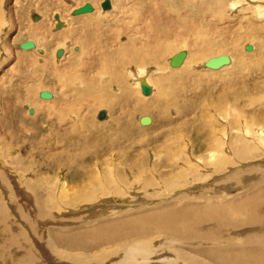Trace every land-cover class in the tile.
<instances>
[{
	"label": "bare ground",
	"instance_id": "bare-ground-1",
	"mask_svg": "<svg viewBox=\"0 0 264 264\" xmlns=\"http://www.w3.org/2000/svg\"><path fill=\"white\" fill-rule=\"evenodd\" d=\"M86 1L96 3L99 0ZM107 1L109 7L102 9L103 13L111 9V1ZM237 2L239 3L238 0L231 2L229 0H122L120 3L115 2L117 17L112 22L99 16L90 3H88L91 6L90 11L79 13L81 15L71 17L68 21L62 22L58 15L60 26L56 27L57 31L51 36L45 30L46 34L40 35L41 44L42 48L47 50L52 43L61 46L64 42L71 41L68 36L75 38L73 43L77 44L78 49H75L77 51L73 54L75 56L69 60V70H66L68 66L65 68L67 64L50 62L47 58L48 54H41L43 59L38 63L37 59L41 55L36 53V49L41 52L43 49L38 48L36 35L28 34L34 38L35 45L31 40H27L32 42V47L21 48L19 54L24 58L17 57L18 64L21 63L17 72L23 73L20 67L26 65V61L30 60L29 67L37 62L40 65L38 68L33 66L31 77H37L42 82L46 78L43 80L42 75V78L39 75L49 73V78L55 76L62 87H65L64 93L70 91V95L73 94L72 101L76 97L85 98L86 101L92 102L90 103L93 107L95 102H98L102 110L97 112L96 122L101 128L98 129L92 124V113L85 121L82 122V118L78 120L81 123L67 118L69 125L66 126L63 134L50 135L59 142V145H52L53 147L50 143L49 147H56L55 152L45 154L46 152L38 147L48 160L51 159L50 161L46 159L37 161L33 165H30L31 162L25 165L26 162L23 163L18 157H9V166L13 167V173L15 172V177L18 178L16 181H11L7 176V171L11 170L0 166V180L6 187L4 192L8 201L12 203L14 211L17 212L14 216L6 208L0 192V264H46L47 259L43 255L45 253L38 252L40 248L46 250L45 252L50 250L49 257L55 261L50 264H100L111 255L115 258L108 264H264V179L258 180L256 174L248 178L249 175L239 173L247 182L254 181L243 191L223 199L226 195L224 196L222 192L230 191L232 185L236 186L239 175L237 171L224 176L218 174L224 161L230 163L226 154L222 153L221 156L226 155L227 160L219 158L217 154V151H222L217 145L220 142L216 141V144L213 142L220 149L214 144L211 145L214 148L206 146L210 148V150L206 149L209 154L207 152L199 155L200 161H196L197 164L190 163L187 155H184L188 144L186 138L191 137L194 131L201 137L208 132L207 130H212L211 136L216 131L213 127V116L210 118L209 112L207 113L210 119L207 118L209 120L206 122H202V117L198 122L200 116L198 114V117L194 118L197 122L193 118L190 119L189 113H193L200 103V99H195V95L200 92H194L190 88L191 84H202L206 82L203 76L213 75V78L219 79L222 84L237 85L236 78L244 79L243 83H245V79H252L256 70L262 73L264 68L263 61L260 60L264 56V36L259 39L252 52H250L253 49L251 45L241 49L237 44L233 47L229 46L232 41H226L230 34L227 25L234 26L243 22L240 15L233 18L226 16L227 4H231L233 9ZM254 4H257L256 1ZM259 4H264V0ZM128 8L134 10L130 11ZM127 10L130 11L129 14ZM125 16L127 18H124ZM2 20L3 10H0V27L5 23ZM33 20L38 21L39 17L35 16ZM78 24L81 28L77 32H72L70 28L75 30L74 27L79 26ZM5 33L0 42L2 43L0 49L4 55L9 49L6 46L13 45L7 38L5 39ZM121 36L124 37L123 41ZM241 36L249 37V29H245ZM236 37L235 34L230 40H235ZM96 44H99L98 48ZM57 51L58 49L56 57L60 58L61 53L58 54ZM180 51L184 54L179 65H169L171 56ZM219 54L227 56V64L217 69L203 65L209 57ZM66 58L68 61V57ZM66 61L62 62L67 63ZM130 66H133V70ZM149 67L153 68L148 69ZM14 71L16 72V69ZM10 76L13 77L11 74ZM141 80L149 87L146 94L140 90ZM29 85L26 83L22 87L31 90V94L38 90L32 92L33 87L36 86L30 83ZM262 85L264 90V84ZM253 87L248 88L252 91L255 89ZM256 87L259 88L260 85ZM41 90L45 89L38 90L37 96ZM135 90L145 99L136 98ZM49 92L50 98H37L34 94L32 96H35L33 99L36 98L37 101L41 99L51 102L56 99L57 105L49 103L45 106L44 103L45 107L41 110V106L36 108L34 103V110L30 111L27 103L25 108L29 113L32 112V115L38 110V113L40 110L43 111L42 113L45 112L46 116L53 112L55 119L61 122V119L66 118L65 111L58 105L61 98H58L55 91ZM229 92L224 93L229 94ZM32 96L28 98L31 99ZM216 97L214 101L216 105H221V102L225 101H222L223 98L225 99L223 96ZM235 97H230L229 105H237ZM249 98L248 104L251 107L260 100L258 97ZM32 100L28 99L31 102L29 104L34 102ZM79 103H83L82 100ZM85 103L83 108L81 105L79 108L86 109L85 105L89 102ZM238 106L235 107L239 108ZM225 108L227 107L224 104V110ZM222 109L219 108L220 111ZM214 110V114L218 113L216 109ZM85 112L89 113L88 109ZM222 113L225 114L224 111ZM258 113L260 117L264 114V110L261 109ZM137 114L149 118V122L141 126L143 125V128L151 126V129H142L141 133L135 129L133 119ZM81 115L79 116H84ZM239 116L241 117V114ZM234 117L231 115L232 119ZM224 118L227 119L226 116ZM237 118L225 119L229 121L227 124L230 125L231 128L228 127L230 130L237 128L235 127ZM262 120L261 118L258 122L262 125L258 136L264 147ZM194 122L196 125L193 131L189 129L191 127L189 124ZM245 123L247 125V122ZM237 125L241 124L237 123ZM246 125L244 124L242 130ZM251 125L255 126L253 123ZM200 126L204 128L207 126V129L201 130ZM249 126L247 129H252ZM247 129L244 131L246 132ZM157 130L156 136L148 134L146 138L141 139L143 131L151 133ZM242 130L240 128L239 132ZM233 132L230 134L228 130L229 138L226 137L227 132L222 135L228 139V147L233 157L242 162L248 159L249 152L246 142L238 135V131ZM251 132L249 131V134ZM171 135L174 137L168 138ZM95 138H97L96 142ZM252 138L256 137L252 136ZM135 142L142 144L136 145ZM6 147L3 145L4 149ZM191 150H194V147ZM179 163L181 164L178 165ZM60 166L67 169L65 181L59 180L61 175H58L57 169ZM200 166L201 168L211 166L210 169L205 168L211 173H208L209 175L199 173ZM247 166L250 167L249 172L253 173V166L251 164ZM42 169H45V172H41ZM208 177H214L215 182L211 180L212 182L206 185L204 181ZM70 179L72 181H69ZM198 182L204 183V186L199 184L191 186ZM184 186L185 188H182ZM194 189L198 190L193 191ZM147 190L150 191L145 193ZM173 191L176 197H168ZM207 193H213V196ZM134 201L139 202L137 209H126L130 204L133 205ZM79 203L83 204L82 207L85 206L86 210L96 209L99 215L75 216L78 211L71 210L70 207L75 204L80 205ZM62 206H70L71 214L72 212L74 214L62 217L57 212L61 214ZM109 208L110 210L107 211ZM115 211L121 212L115 215ZM106 212H113V215L104 214ZM59 222L62 225H59ZM26 227L31 233L29 236L26 234ZM154 238L163 239L158 252L151 246ZM102 246L111 248L107 251L105 248V251L101 250L98 254L94 253ZM168 250H174V256L167 253ZM78 251L80 253H77ZM50 260H47V263Z\"/></svg>",
	"mask_w": 264,
	"mask_h": 264
},
{
	"label": "rangeland",
	"instance_id": "rangeland-1",
	"mask_svg": "<svg viewBox=\"0 0 264 264\" xmlns=\"http://www.w3.org/2000/svg\"><path fill=\"white\" fill-rule=\"evenodd\" d=\"M62 1L61 0L60 1L59 0H0V10H3V20L2 21L5 22L4 23L5 25L3 24V25H1L2 27H0V42H2V40L4 38L3 35L7 31L5 33V35H6L5 39L7 38L9 40L8 42H12L13 43V45H11V46H9V45L6 46L9 49L5 52V55L3 54V51L0 49V139H1L0 140V149H1L0 150V166L3 167L4 169L7 168V169L11 170V171H7V176L10 177L11 181H14V180L16 181V180H18V178L15 177V172L13 173V170H12L13 167L9 166V163H8L9 160H10L9 157L16 156V157L19 158V160L21 159V161L23 163L26 162L25 165L30 164V162H31L30 165H33V164H36L37 161H41V160L44 161L46 159L48 160V158L43 154V152H46L45 154H51V151L55 152V148H56V147L52 148L53 147L52 145H56V144L59 145V142H57L56 139L51 138L50 135L51 134H56V133L63 134L64 130L66 129V126L69 125L68 124L69 120L70 121L73 120L76 123H81V121H78V120H81V118H82V122H83L86 119H88L89 114L91 115V113H92V117H91L92 124H94L98 129L101 128V125L96 122V120H97V115L96 114H97L98 111L102 110L101 107H99L98 102H95V107H96V105H98V107H96V108L91 105V103H92L91 101H89V100L86 101L87 99L85 100V98L82 99V98H77L76 97L73 100L74 101L73 102L72 101V99L74 98L72 96L73 94L70 95L71 94L70 91H68V93H64L65 92V89H64L65 87L64 86L62 87V85L58 82V80H57V78L55 76H51V78H49V76H50L49 73H47L48 75L46 73L40 74L39 77H41V75H42L43 80H44V78H46L44 81H42L43 82L42 83V82H40V79H38L37 77H33V76L31 77V73H32L31 69L34 70L33 66H35L37 68L39 67L40 64H38V63L41 62L40 59H43L41 54H43V55L48 54L49 56L47 55V58H49L50 62L56 61L55 63H57L59 65L62 64V63L64 65L67 64L65 66V68L68 66L66 70H69V65H68L70 63L69 60L72 59L75 56L73 54H76V52H77L75 49H78V46H77L76 43H73V41H75V38H72L71 36H68L71 39V41L68 40V41L64 42L61 46H58L57 44L52 43V45L50 47H48L47 50L42 48L43 46L41 44V39H42L41 36L46 34L45 30L49 32L50 36H51V34H54L55 31H57L56 26H55L56 20L53 18L54 15H56V16L59 15L58 17H59V19L62 22L68 21L71 17H74V16L76 17V16L81 15L79 13L78 14H72V11L74 9H76L77 7L83 5L84 3H90L93 6V9L97 10V13H98L99 16L103 17V19L106 20V21L108 19V22H112L117 17L116 16L117 15V10L115 8V2H119L120 3L122 0H120V1L119 0H110L112 6H111L110 10H107L108 12L105 11L106 14L102 12L103 10L100 7V3L103 0H99L96 3H92V2H89V1H86V0H74V1L73 0H62ZM126 1H128V0H126ZM231 1H237V0H229V2H231ZM238 1H239V3L237 2L238 4H235V8H233V9H231V4H227L226 16L228 18H231V17L233 18V17H236V16L240 15V19L243 22L242 23H236L234 26L227 25L228 26L227 29L229 30L230 34L227 37L226 41L227 42H231L232 41L231 44L230 43L228 44L229 46L233 47L234 45L237 44V45H239V47L241 49L245 45H251V46H253V49L250 52H252L253 50H255L254 46L257 45V42L259 41V39L262 36H264V6H263L264 4H259L263 0H258V1L257 0H238ZM254 1H256L257 4H254ZM42 4H48V5L44 6ZM129 4H131V3L129 2ZM258 4L260 5V7H258ZM129 10L132 11L134 9L131 8ZM130 11L127 10V13L129 14ZM1 13H2V11H1ZM33 16H37V18L39 17V20L38 21L33 20ZM124 18H127V16H125ZM40 25H41V27H40ZM78 25L79 26H77L76 28L74 27L75 30H73V28H70L71 31L72 32H77L81 28V25L80 24H78ZM7 26H9V28H7ZM245 29L246 30L249 29V33H250L249 37L241 36V33ZM28 34H31L32 36L36 35V39L35 40L38 39L37 42H39L38 48H42L43 51L41 52L39 49H36V53L38 55L39 54L41 55V57L39 56V58L37 59L38 63L34 62L35 64L32 63L31 67H29L30 60L26 61V65H28V67H26V68L24 67L23 68V66H26V65H23L22 67H20L21 70H23V73H22V71H19V73H18L17 71H18L19 66H21V63L18 64L19 61L17 60V57H23V56H21V54H19L20 51H21V48L19 47V44L24 42V41L31 40L34 43V45H35V41L33 40L34 38H31L32 36L28 35ZM235 34L237 35V37L235 39L236 42H235V40H230V38L232 36L234 37ZM38 37H40V38H38ZM120 38H121V41L124 40V37L121 36ZM73 44H75V45H73ZM0 45H2V43H0ZM96 47L98 48L99 44H96ZM34 48H32V49H34ZM57 49L60 51V52H58V54L61 53L60 58L56 57V50ZM250 52H248V53H250ZM211 56H213V55H211ZM66 57H68V61H66L67 60ZM205 59H203V60H205ZM63 60L66 61L67 63L62 62ZM260 60L263 61L262 65H264V56ZM87 67H88V65H87ZM198 67L200 68V66H198ZM130 68L133 70V66H130ZM152 68L153 67H149L148 69H152ZM14 69H16V72L14 71ZM200 69H202V68H200ZM25 70H27V71H25ZM10 74L13 75V77L10 76ZM133 74H134V72L131 73V77L133 76ZM43 75H45V76H43ZM18 76H19L20 80L18 79ZM28 76H30V77L28 78ZM31 79L33 80V82H31L32 81ZM134 79H136V78H134ZM203 79L206 82H203L202 84L192 83L191 87H190L194 92H196V93L200 92L198 95H195V99H200L199 100L200 103L198 104V107L194 110L193 113H189L191 115L190 119L192 120V118H193V120L196 121L197 119H194V118H197L198 115H200L199 119L202 117L201 118L202 122H206L207 120H209L213 116V118H212V120L214 121L213 122V127H215V128L217 127L216 129L214 128V131L216 130L215 131L216 133L213 132L214 134H213V136H211L210 134H212V130H210V131L207 130L208 132L203 134L202 137H201L200 134H198L197 132L194 131V126L196 125V122L197 121L200 122L201 119L200 120L198 119L194 123H190L189 126H191V127L189 129L193 130L194 132L192 133L191 137H187L186 138V140H188V144H187V147L185 149L184 155H187L190 163H193V162L196 163V161H200L198 159V156L199 155H203V153H207V152H208L207 154H209V151L208 150L206 151V149L210 150V148H207V147H210L211 145L213 146V144H214L213 142H215V144H216V141H217V143L220 142L217 145L222 149V151L221 150L217 151V154L219 155V158L227 160V157H226V155H227L229 157L228 159H230L229 160L230 163L229 162L226 163L227 161H224L225 164H224V162L222 163L221 169L219 171L220 173H218V174H220L221 176H224V175L231 174L234 171H237L238 175L240 173L241 175H249L248 178H252V175L256 174L255 176L257 177L258 180H263L264 179V147H262V145H261L262 141L260 142V139H259V136H258L259 135L258 132H260V130L262 129L261 128L262 125L258 124V122L261 120V118L263 119L262 121H264V118H263L264 114H261L260 117H259V115H258L259 113L258 112H260L261 109L264 110V101H263L264 98L262 97V95L264 94V90L262 88V86H263L262 84H264V68L262 70V73L259 70H256L254 72V74H253L252 79H250V78L245 79V83H243L244 79H240V77L236 78L237 81H238V82H236V83H238L237 85H231L230 86L228 84H222V81H220L219 79L216 80L215 78H213V75L203 76ZM26 83L28 85L30 83V84H33V85L36 86V88L33 87L34 90H32V92L35 91V89L36 90L37 89L40 90L41 88L45 89V90H49V91L51 90L52 92L55 91L57 93L58 98H61V102L59 101L58 105H60V109L63 108V110L65 111L66 118L65 119H61V122H60V120L55 119V114L53 112H51V115L47 114L49 117L46 116L45 112L42 113L43 112V111H41L42 108H44L49 103H53L54 105H57V104H55V100L56 99L51 101V102L44 101V100L40 99V101L38 100L39 103L40 102L42 103V101H44L42 104L40 103L41 104L40 105L36 98H35L36 100L33 99L35 96L37 98L39 97V96H37V91L38 90L35 91V93L33 92L31 94V90L28 91L27 88L22 87V85H24ZM41 83H42V85H41ZM254 85H255V87H253ZM259 85H260V87L262 89L259 87ZM249 86L253 87L255 89H252V91H251L250 88H248ZM256 86H258L260 89L257 88ZM217 90H219V91H217ZM203 91L205 92V94H204ZM228 91H230L229 94H227ZM232 91H233V93H232ZM242 91H244V92H242ZM28 92H30V93H28ZM220 92H221V95H220ZM224 92H227L226 94L228 95V97L226 96V94ZM237 92H239V93H237ZM244 93L245 94L247 93V94L245 95ZM33 94L35 96H32ZM218 95L225 97V99L223 98L222 101L223 100L226 101V97H227L228 98L227 102L225 103V101H224V102H221V105H216L214 103V101H215V98H217L216 96H218ZM28 96H30V97L32 96V98L30 99V97L28 98ZM134 96L136 98H138L139 100H144L145 99V97H143L140 94V92H138L137 90H135ZM235 96H237V97H235ZM251 96H252V98L258 97L260 100L263 101V103H262V101L259 100L260 101V102L258 101L259 103L258 102L257 103H253L254 105H252V107H251L250 104H248V103H250V100H248V98L251 97ZM230 97H233V98L235 97V99L237 101V105H234V106L233 105H229V104H231V101H230L231 98ZM28 99L29 100L33 99L34 102H32V104H29L31 102H29ZM81 100H82L83 103L89 102V104L85 103L86 104L85 108L88 109L89 113L85 112L86 109H82L84 107V105H83V103H79V101L81 102ZM83 100H85V102ZM211 100H212V102L215 105L211 102ZM17 102L19 104H17ZM240 102L241 103L244 102L245 104H243V103L241 104ZM27 103L30 106L29 107L30 111H32V109L34 110V108H35L34 106L35 105L37 106L36 108H39V106H41L40 113H38L39 110L34 112L35 115L34 114L32 115V112L29 113L27 111V108H25V104L27 105ZM34 103H35V105H34ZM44 103H45V106H43ZM69 103H71V104L68 105ZM224 104H225V107H227V108H225V110H224ZM255 104H257V105H255ZM259 104H260V108H258ZM80 105L82 106V108H79V107H81ZM222 105H223V107H222ZM228 106H229V108H228ZM235 106L236 107L238 106L240 109L236 108ZM241 106H243V107H241ZM65 108H67V109H65ZM89 108L91 109V112H90ZM219 108L220 109L223 108L222 110L224 111L225 114H223L222 113L223 111L222 110L220 111ZM235 108L238 111H235L236 110ZM80 109H82V110H80ZM214 109H216V112L218 111L219 115L221 113L222 114L219 116L218 113H215L216 116H219V117H216L215 114H214V112H215ZM241 109H243V110H241ZM253 109H256L255 111H258V110L259 111L255 112ZM73 110H74V113L76 115V118H75V115L73 113ZM76 110H79V111L77 112ZM230 110H231V112H230ZM239 110H240V112H239ZM82 111L86 115L83 114ZM207 112H209V114H210L209 117L210 118L208 117V113ZM226 112L228 114L229 113L230 114L227 115ZM243 112H244V115H243ZM251 112L252 113L255 112L254 113L255 115L252 114ZM79 113L83 114L84 116L79 114ZM239 113L241 114V117L239 116L240 115ZM201 114H203V116ZM79 115H81L83 117H80ZM141 115H143V114H140V115L137 114V116L133 119L135 129L137 131H139V132L142 131V129H151V126H150V128L148 126H145V128H143V125L141 126L139 121H137L138 118ZM223 115H225L227 117V119L228 118L232 119L231 115H232V117L236 116V117H234V119H236L238 117L237 120H236V124H235V127L237 126V128H235V130H233V129L230 130L231 127H230V125H228L229 121H226L227 119L224 118L225 116H223ZM245 116L246 117L249 116V118L246 119ZM221 117H223V118H221ZM67 118H70V119L67 120ZM207 118H209V119H207ZM239 118H241V119H239ZM28 119H31V120H28ZM234 119H232V120H234ZM250 119H251L252 122H250ZM34 120H35V122H34ZM244 121L247 122V125H246V123ZM254 121H255V123H254ZM233 122H235V121H233ZM237 123L239 125L240 124L241 125L238 126ZM252 123L255 124V126L251 125ZM244 124L247 126V127L245 126L244 130L247 129L249 125H251L249 127H252V129H253V131L255 133L253 131L251 132V130H252L251 128L247 129L246 132L244 130H242L243 129L242 127H244ZM256 125H258V126L256 127ZM200 127H199V129H201V130L207 129V126L205 128L202 127V126H200ZM228 127H230V128H228ZM239 127L241 128L242 132L241 131L239 132V130H240ZM29 128H30V130H29ZM202 128H204V129H202ZM228 130H229L230 134H233L234 133L233 131H235V133H237V131H238V135L241 138H243L244 142H246L245 145H246V147L248 149V152H249L247 160H244V161L241 162L240 160H237L236 157H233V155L231 153V150L228 147V143H227L228 139L226 138V137L229 138V135H230V134H228ZM231 131H232V133H231ZM249 131L251 132V134H249ZM157 132H158V130L155 131V132L151 131V133L143 131V136L144 137L142 136L141 139L143 140L144 138H146L148 136V134H149V136H153V135L156 136ZM223 132L224 133L227 132L226 133V137H223V135H222ZM243 132H245V134ZM177 133H178V131H177ZM217 134H219V135H217ZM247 134H249V135H247ZM243 135L244 136L246 135L245 136L246 139H244ZM55 136L59 138L58 135H55ZM252 136H254L256 138H252ZM169 137H174V135L168 136V138ZM218 138H219V140H218ZM96 140H97V138L94 139L95 142H96ZM253 141H255V142H253ZM257 142H258V144H257ZM50 143H51L52 147H49ZM135 143H136V145L142 144V142H138V143L135 142ZM203 143L206 144V145H204ZM15 144H16V146H15ZM215 144H214V146L216 147ZM221 144L224 145V147ZM249 144H251L252 146H250ZM3 145H6L7 147L4 149ZM38 147L43 149V152H41V149L38 148ZM192 147H194V150H191ZM219 147H216V148L218 149ZM204 148H205V150H204ZM212 148H214V147H212ZM11 150H13V151H11ZM147 150L148 149H146V151ZM228 150H230V151H228ZM186 151H188V153ZM226 151H228V152H226ZM110 153H112V152H110ZM141 153H144V152H141ZM222 153L226 154V155L225 156L224 155L221 156ZM256 154H259V155L256 157V156H254ZM204 155H206V154H204ZM153 158L154 157H152V159ZM233 159L235 160V162H234ZM50 160L51 159H49L48 161H50ZM180 164L181 163H179L178 165H180ZM248 164H251L253 166V168H254L253 173L249 172L250 167L247 166ZM202 166H200V168H199V170H200L199 173H203V174L204 173H206V174L211 173V172H208V170L211 168V166H205V168H209L210 167L209 169L201 168ZM61 168H62V172H61ZM57 170H58V175H61V176H59V180L62 179V181H65V174H66L67 169L65 167H63V166H60ZM238 170H239V172H238ZM41 172H45V169H42ZM258 174H261V175H258ZM241 175L238 176V181L239 182L237 183L236 186L232 185L231 188H230V191L224 190V192H222L224 196L226 195L223 199L243 191L244 189L249 187V185L254 181V180H252V181L250 180V181L247 182L246 180L241 178ZM26 177H29V176H26ZM211 180L213 182H215L214 181L215 180L214 177H208V179H206V181H204V182H206L205 184L207 185L208 182H210ZM69 181H72V180L70 179ZM7 182L8 181H6V183ZM2 183L3 182L0 180V192H1L2 196H3V201H5V203H6V206H7L6 208H8V210L11 211L14 214V216H15L17 212L14 211L12 203L10 201H8L9 199L6 197V193H5L6 192V189H5L6 187H5L4 183L3 184ZM198 184L204 186V183L201 184L200 182H198L196 184H193L191 186H196ZM182 188H185V186L182 187ZM181 189H179V190H181ZM195 190H198V189H194L193 191H195ZM149 191L150 190H147V191H145V193H148ZM184 192L187 193V192H192V191H184ZM189 195H191V194H189ZM207 195L213 196V193H207ZM168 197L175 198L176 197L175 196V192L174 191L170 192ZM157 198H159V197H157ZM215 200H219V199H215ZM164 201H166V200H164ZM180 201H182V200H180ZM79 204L80 205L75 204V205H73V207L69 206L71 208V210L78 211L75 214V216L78 217V216H81V215H90V214H95L96 216L99 215V214L96 213V211H95L96 209H94V210H86L85 206L82 207L83 204H81V203H79ZM138 205H139V202L138 201H134V204L133 205L130 204L129 206L126 207V209H137ZM80 206H81V208H79ZM69 207L62 206L61 214L59 213V211H57L58 214L61 215L62 217H67V215L68 216L73 215L74 212H72V214H71V211H70ZM109 210H110V208L107 211H109ZM121 211H123V210H121ZM121 211H115V215H116V213L121 212ZM104 214L113 215V212H106ZM20 221L22 223H24V221H22V220H20ZM59 225H62V224H60V222H59ZM26 234L28 236H29V234H31L30 231L27 230V227H26ZM162 240L163 239H159V240L156 239V238L152 239L151 246L153 247L154 251L158 252L161 249L160 242H162ZM165 244L168 245V243H165ZM105 248H107L106 249V251H107L111 247L102 246L98 250H96L94 253L98 254L101 250L103 252V251H105ZM112 249H114V246L112 247ZM42 250L44 251V249L40 248V250H38V252L41 251L42 253H45V254H43L44 257L47 260H50L51 259L49 257L50 256V253H49L50 250H48V252H45L46 250L43 252ZM77 253H80V252L78 251ZM167 253H170V254L173 255L175 252H174V250H168ZM92 255H94V254L92 253ZM114 258H115L114 255L113 256L111 255V256H109V258L104 259L103 262H101L100 264H108L109 262L114 260ZM47 260H45L46 264H50L52 261L55 263V261L52 260V259L49 261V263H47L48 262Z\"/></svg>",
	"mask_w": 264,
	"mask_h": 264
},
{
	"label": "water",
	"instance_id": "water-1",
	"mask_svg": "<svg viewBox=\"0 0 264 264\" xmlns=\"http://www.w3.org/2000/svg\"><path fill=\"white\" fill-rule=\"evenodd\" d=\"M100 6L102 9H107L109 7L108 1L103 0L100 3ZM90 10H91L90 4L84 3L83 5L74 9L72 11V14L84 13V12H87ZM33 18H35V16H33ZM53 18L56 20L55 26L56 27L60 26V22L57 19V16L54 15ZM19 47L22 49L30 48V47H32V42L31 41H24V42L19 44ZM245 47L248 48L247 45H245ZM58 52H60V51L58 50L57 53ZM183 54H184L183 51H180L176 54H173L169 60V65H171V66L179 65V63L182 60L181 56H183ZM227 63H228L227 56L224 54H219L217 56L209 57L207 60L204 61L203 65L207 68H210V69H217L220 66L227 64ZM139 87H140V90L142 93H144V94L148 93L149 87L142 80L140 82ZM38 96L40 98H50L51 94L47 90H41V91H39ZM139 122H140V124H147L149 122V118L146 115H143L139 118Z\"/></svg>",
	"mask_w": 264,
	"mask_h": 264
}]
</instances>
